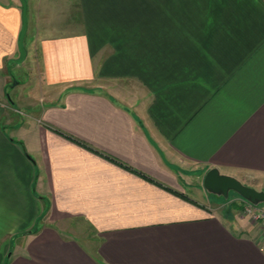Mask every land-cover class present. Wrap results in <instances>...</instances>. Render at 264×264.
Listing matches in <instances>:
<instances>
[{
  "label": "crops",
  "instance_id": "1",
  "mask_svg": "<svg viewBox=\"0 0 264 264\" xmlns=\"http://www.w3.org/2000/svg\"><path fill=\"white\" fill-rule=\"evenodd\" d=\"M26 1L29 110L0 0V264H264L203 184L264 182V0Z\"/></svg>",
  "mask_w": 264,
  "mask_h": 264
},
{
  "label": "rangeland",
  "instance_id": "2",
  "mask_svg": "<svg viewBox=\"0 0 264 264\" xmlns=\"http://www.w3.org/2000/svg\"><path fill=\"white\" fill-rule=\"evenodd\" d=\"M23 64V63H22ZM13 64V68L11 69V78L9 80L8 85V92L10 93L14 105L17 107H20L25 110L32 109L34 106L33 104V97L34 92H36V86L34 84V81H32L31 74L34 73L33 69L30 68L29 63L27 64ZM25 65V66H24ZM257 181V180H256ZM256 181H249V183H253L254 185H250L249 183H246L250 186H254L257 189L264 190V182L258 180ZM211 195L216 198V203H222V207L225 208H232V210L237 209V211L245 214L244 212V205L246 204V199L241 196L240 194L236 193L235 191L229 192V197H225L223 195H215L214 193ZM259 205L264 206V203H260ZM252 219V218H251ZM252 221L258 224V222L254 219ZM260 228V226H259ZM261 230V228H260ZM263 232V230H261ZM264 233V232H263Z\"/></svg>",
  "mask_w": 264,
  "mask_h": 264
},
{
  "label": "water",
  "instance_id": "3",
  "mask_svg": "<svg viewBox=\"0 0 264 264\" xmlns=\"http://www.w3.org/2000/svg\"><path fill=\"white\" fill-rule=\"evenodd\" d=\"M22 8L24 23L21 31L22 35L19 41L20 55L19 57L15 58V60H12V63H22L27 58V50L25 48V45H23L24 37L26 35V30L28 26V8L26 0H22ZM203 184L205 185L207 190H209V192L214 193L216 195H223L228 198L229 192L235 191L252 204L259 205L260 203H264V190L257 189L254 186L252 187L230 174L227 175L221 173V171H219L217 167L208 170L204 177Z\"/></svg>",
  "mask_w": 264,
  "mask_h": 264
},
{
  "label": "built area",
  "instance_id": "4",
  "mask_svg": "<svg viewBox=\"0 0 264 264\" xmlns=\"http://www.w3.org/2000/svg\"><path fill=\"white\" fill-rule=\"evenodd\" d=\"M244 212L246 215H248L250 218L256 220L264 232V208H262L260 205L252 204L248 200H246V204L244 205ZM262 232L263 236L264 233Z\"/></svg>",
  "mask_w": 264,
  "mask_h": 264
}]
</instances>
